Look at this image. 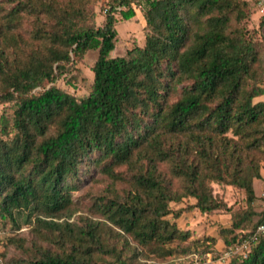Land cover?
Returning a JSON list of instances; mask_svg holds the SVG:
<instances>
[{
    "label": "trees",
    "instance_id": "obj_1",
    "mask_svg": "<svg viewBox=\"0 0 264 264\" xmlns=\"http://www.w3.org/2000/svg\"><path fill=\"white\" fill-rule=\"evenodd\" d=\"M90 1L21 0L10 13V24L20 13L33 18L40 45L11 62L0 45V103L12 110L0 116V216L45 223L39 216L71 207L76 184L91 170L120 180L115 168L128 166L129 188L100 197L96 209L117 236L165 257L170 243L188 238L167 219L179 214L171 203L192 198L202 213L225 208L211 182L243 189L249 205L256 200L264 102L254 100L264 96V47L243 26L246 0H109L99 27ZM137 9L143 46L112 57L115 15L130 21ZM13 42L0 29V44ZM89 51H97L89 93L78 99L56 88L57 76ZM255 214L249 206L232 217L229 233L238 231L225 248L264 223ZM79 237L62 254L21 264H129L121 258L126 240L117 251L96 225ZM227 264H264V235L245 259Z\"/></svg>",
    "mask_w": 264,
    "mask_h": 264
},
{
    "label": "rangeland",
    "instance_id": "obj_2",
    "mask_svg": "<svg viewBox=\"0 0 264 264\" xmlns=\"http://www.w3.org/2000/svg\"><path fill=\"white\" fill-rule=\"evenodd\" d=\"M21 0H0V29L9 31L15 38V42L0 44L8 55V61L20 60L27 56L32 49L40 45L34 37L32 17L20 13L18 22L10 24V13ZM145 0H140L144 3ZM249 3L250 16L244 21V28L255 30L258 39L264 47V30H258V15ZM109 0H91L88 9L95 14V25H102ZM119 10V8H118ZM117 22L115 30V48L112 57H123L128 49L134 46H143L145 38L143 13L136 10V15L130 21H122L120 15H115ZM97 58V51H89L83 56V60L68 67L62 76H57L53 85L64 90L72 96L80 99L86 96L93 81L92 65ZM52 84L45 86L48 89ZM42 89H36V92ZM254 102H264V96ZM10 105V104H7ZM7 105L0 103V116L10 117L12 110ZM255 162L259 169L261 179L256 184V200L252 204L247 203L243 189L231 185L211 182L210 189L213 197L225 205V208L214 210L211 213H202L194 208L195 200L185 198L180 203H171L170 209L179 214H171L167 217L170 223L188 234L184 241H174L168 245L172 254L160 257L147 248H142L130 237L117 236L118 230L114 228L96 209L95 202L102 196L110 197L113 193L123 194L128 188V179L132 174V168L122 166L115 168V172L121 175V179H113L101 174L97 170H91L88 177H82L76 184V189L71 194L72 205L68 210L54 218L39 216L45 222H38L35 217L27 219L25 215H17L14 220L0 216V264H21L22 262L39 258L45 253L62 254L71 249L73 244L81 238L82 232L88 225H96L101 230L110 246L119 251L126 243L121 258H129V264H193L198 257L199 264H213L220 253L225 249L226 241L237 233L232 231V217L236 213H242L251 206L255 212L254 218H264V158L256 153ZM119 177V176H118ZM99 202V201H98ZM207 254L210 255L207 256ZM100 257L107 261H115V257L99 253ZM210 261V262H208Z\"/></svg>",
    "mask_w": 264,
    "mask_h": 264
},
{
    "label": "built area",
    "instance_id": "obj_3",
    "mask_svg": "<svg viewBox=\"0 0 264 264\" xmlns=\"http://www.w3.org/2000/svg\"><path fill=\"white\" fill-rule=\"evenodd\" d=\"M254 11L258 15V19L262 20L264 28V0H251ZM264 235V223L260 224L256 230L245 237H243L237 244L226 247L219 255L216 262L213 264H227L235 257L246 258L251 246L255 243L260 236ZM207 256L210 257L209 254ZM198 257H195L193 264L197 262ZM210 262V261H208Z\"/></svg>",
    "mask_w": 264,
    "mask_h": 264
}]
</instances>
